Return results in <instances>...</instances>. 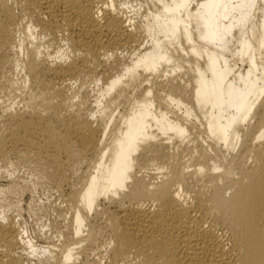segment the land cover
Listing matches in <instances>:
<instances>
[{"label":"bare ground","instance_id":"6f19581e","mask_svg":"<svg viewBox=\"0 0 264 264\" xmlns=\"http://www.w3.org/2000/svg\"><path fill=\"white\" fill-rule=\"evenodd\" d=\"M11 156L58 208L0 264H264V0H0Z\"/></svg>","mask_w":264,"mask_h":264},{"label":"rangeland","instance_id":"374dc122","mask_svg":"<svg viewBox=\"0 0 264 264\" xmlns=\"http://www.w3.org/2000/svg\"><path fill=\"white\" fill-rule=\"evenodd\" d=\"M90 96H92V93H90ZM0 170H2L1 185L6 187L9 183L15 181L20 187L27 186L29 188L21 196L0 193V206L8 214L21 221L22 226L28 232V236L32 238L35 244L39 245L42 244L41 242L47 241L44 239L45 233L48 231L45 226L56 219L58 208L55 204L53 189L42 178L40 170L35 169L31 163L22 161L17 156H11L6 162H0ZM43 235L45 236L42 237ZM39 236L40 238H38ZM36 261L35 259L34 264H38Z\"/></svg>","mask_w":264,"mask_h":264}]
</instances>
